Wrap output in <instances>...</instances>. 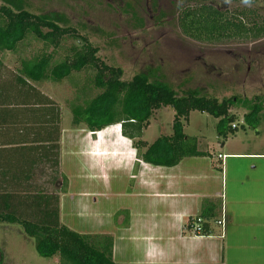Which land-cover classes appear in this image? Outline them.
<instances>
[{
  "label": "rangeland",
  "instance_id": "374dc122",
  "mask_svg": "<svg viewBox=\"0 0 264 264\" xmlns=\"http://www.w3.org/2000/svg\"><path fill=\"white\" fill-rule=\"evenodd\" d=\"M206 4L220 10H244L247 19L264 24V0H209ZM185 5V0H0V7L26 11L73 29L97 50V59L120 70L122 81L141 75L150 83L166 84L179 97L192 93L218 101L237 99L230 110L237 117V131L223 146L216 134L218 120L190 113L183 133L196 139L198 151L210 155L185 158L176 169L138 163L131 147L134 142L111 134L119 130V126L111 129L117 125L109 127L110 144L104 154H94L87 161L76 153L79 142L75 145L67 137L60 224L79 234L110 236L115 264H155L145 258L155 249L162 256L158 264L202 263L203 247L198 256L188 258L167 253L178 246L176 215L182 207L202 210L205 200H210L216 206L215 216L222 212L225 221L230 218L229 229L223 223V238L214 241L212 261L206 262L222 257L219 264H264V207H260L264 206L260 204L264 158L234 156L264 155V109L254 128L243 122L254 98L264 95V37L219 45L197 43L183 36L178 27L179 10ZM80 45L79 40L66 38L54 58H63L66 50ZM42 46L29 40L15 52H4L3 69L17 70L19 61L39 54ZM92 83V72L84 71L61 82H46L42 88L67 104L78 95L77 90L83 100L94 98L98 90ZM174 115L169 107L155 111L139 141L150 145L161 136H170ZM64 128L74 131L69 119ZM218 153L225 155L222 165ZM250 194L259 195L260 202L255 195L249 198ZM248 200L252 205L245 203ZM252 208L263 220H248L247 211ZM203 223L197 217L194 228ZM221 229L216 226L215 231ZM0 255L2 264H58L57 257H39L33 240L16 225L0 224Z\"/></svg>",
  "mask_w": 264,
  "mask_h": 264
},
{
  "label": "trees",
  "instance_id": "16d2710c",
  "mask_svg": "<svg viewBox=\"0 0 264 264\" xmlns=\"http://www.w3.org/2000/svg\"><path fill=\"white\" fill-rule=\"evenodd\" d=\"M208 1L185 0L186 5L179 10L178 27L186 38L201 44L219 45L264 37V24L257 25L247 19L244 10H220L206 4ZM66 38H75L82 45L70 47L63 58L55 59L56 51L60 50L61 42ZM29 40L42 43V52L19 61V67L13 74L15 82L36 91L35 85L61 82L74 73L92 72V84L98 94L83 100V93L76 91L81 97L76 94L67 104L72 124L84 125L92 133L120 125L121 136L134 142L132 146L137 160L144 164L173 168L185 158L209 156L197 150L196 139H189L183 133V126L191 112L218 120L216 134L222 146L228 136L237 131L234 125L237 117L230 113L236 98L218 101L192 93L179 97L166 84L150 83L141 75L134 76L130 81H122L120 70L108 67L97 59V50L73 29L61 28L46 18L26 11L0 7V71L4 68L2 54L15 52L19 44ZM166 107L175 114L171 135L161 136L150 145L139 141L153 113ZM263 109L264 95L255 97L243 122L254 128ZM19 183L15 181V184ZM6 186L0 189V224L18 226L27 238L33 240L39 257H57L58 264H115L112 259L113 239L110 236L79 234L60 224L56 195L39 191L27 194L23 186L21 190L24 194H18L21 190ZM204 203L199 217L205 223L198 227L201 231L199 236L210 235L208 221L215 216L216 206ZM195 221L197 218L187 223L189 231L193 230Z\"/></svg>",
  "mask_w": 264,
  "mask_h": 264
},
{
  "label": "crops",
  "instance_id": "0c3cea01",
  "mask_svg": "<svg viewBox=\"0 0 264 264\" xmlns=\"http://www.w3.org/2000/svg\"><path fill=\"white\" fill-rule=\"evenodd\" d=\"M15 71L7 69L0 71V189L4 188L7 184L8 186L6 187H16L18 190L25 188L28 191L27 194H34V191H39L46 195H57L60 222V197L62 195L64 171L62 158L66 146L65 139L68 137L75 145H78L79 142L78 146L80 149L76 150V153L80 154V157L84 155L87 161L91 160L94 154L103 155L104 147L108 149L110 144V129L108 127L99 132L92 133L84 125H73L72 117L67 107L68 102L66 104L55 93L42 88L45 83L34 86L37 92L22 87L19 83L15 82L13 75ZM66 119L70 120L73 132L67 131L64 128V121ZM116 127L118 128V125L111 129ZM111 134L113 137L116 135L120 139L123 138L120 134V128L119 130L114 129ZM131 147L134 149L133 146ZM206 153L209 154V152ZM219 155L225 156L218 153L217 159ZM134 156L138 163H142L137 160L136 154ZM234 156L264 158V155L257 154ZM217 161L222 165L224 160L218 159ZM181 162L172 169L180 167ZM260 175L262 176L263 174L260 173ZM15 181H20V183L15 184ZM261 181L263 180L261 179ZM57 190L58 192H56ZM18 194L24 193L21 190ZM254 195L250 194L249 198H252ZM255 196H257L256 200L260 202L259 195ZM205 201L210 204L212 203L210 200ZM263 202L264 198L261 196L260 204H263ZM245 203L251 204L249 200ZM201 211L199 207L197 210L195 207H182V210L178 212L176 218L180 239L177 242V249L173 247L167 254H174L178 258L184 255V257L188 258L190 256H198L203 247V262L190 263L219 264V261L221 262V259H223L222 257H219L217 262L206 261L210 260V256L214 252V247L216 246L214 243L215 239L223 238L221 233H223L224 226L221 232L218 233L215 231V221L223 220V223L225 222V229H229L228 220L230 215L227 216L226 221L222 216V212L219 217L214 216V218L209 219L210 235L196 237L192 235V231H189L186 226L190 220H194V217H199ZM246 216L248 220L255 223L258 220H263V217L255 214V208L249 209ZM154 249L151 248L153 252ZM148 254L145 258L148 260L151 258L150 260L155 264L160 263L162 256L157 249H155L153 255L148 256ZM212 258L216 259V256L214 255Z\"/></svg>",
  "mask_w": 264,
  "mask_h": 264
},
{
  "label": "built area",
  "instance_id": "2783aa9c",
  "mask_svg": "<svg viewBox=\"0 0 264 264\" xmlns=\"http://www.w3.org/2000/svg\"><path fill=\"white\" fill-rule=\"evenodd\" d=\"M232 128H234V125L232 126ZM218 159L223 160L224 157H222V156L219 155V156H218ZM198 222H199V221H198ZM215 225H216L217 227H221V228H223V220H217V221H215ZM192 232H194L197 236L200 235V229H199V228H197V229L193 228Z\"/></svg>",
  "mask_w": 264,
  "mask_h": 264
},
{
  "label": "clouds",
  "instance_id": "9594fccd",
  "mask_svg": "<svg viewBox=\"0 0 264 264\" xmlns=\"http://www.w3.org/2000/svg\"><path fill=\"white\" fill-rule=\"evenodd\" d=\"M119 126V128H120V125H118Z\"/></svg>",
  "mask_w": 264,
  "mask_h": 264
}]
</instances>
